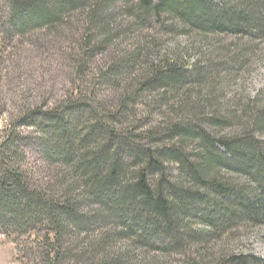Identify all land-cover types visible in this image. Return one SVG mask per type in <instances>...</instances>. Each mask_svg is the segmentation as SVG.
<instances>
[{
	"label": "trees",
	"instance_id": "trees-1",
	"mask_svg": "<svg viewBox=\"0 0 264 264\" xmlns=\"http://www.w3.org/2000/svg\"><path fill=\"white\" fill-rule=\"evenodd\" d=\"M108 1L0 0V58L14 55L10 43L15 37L39 30L52 42L58 44L59 38L65 44L58 55L68 64L73 83L55 102L26 103L0 134V233L15 244L24 264H80L86 258L90 264H128L123 259L131 250L125 246L129 237L135 239L133 247L138 240L151 245L164 239L163 247L187 251L182 230H189L191 239L202 235L185 223L192 210L207 223L206 238L238 219L264 222L263 185L258 184L262 193L252 200L236 190L240 198L235 202L228 199L234 198L236 186L214 173L220 164L240 165V171H252L264 183V142L217 138L218 133H211L229 125L217 116H206L195 126L202 113L200 104H212L208 96L214 90L208 88L207 96L199 93L193 101V87L187 83L198 87L207 72L190 82L183 54L168 49L153 58L160 49L157 42L135 39L124 55H118L125 42L116 34ZM204 1L138 0L127 13L139 28L167 14L184 27L221 33L224 27L238 33L252 21V31L264 35V0H240L235 5L243 24L239 27L233 21L217 24ZM102 52H107L105 65L96 79H90L95 58ZM99 83L108 95L99 94ZM150 95L146 106L150 112L142 119L138 105ZM256 105L253 99L246 108L251 116L242 120L248 135L264 128V108L258 113ZM163 107L168 112L163 113ZM153 112L160 113L159 119L147 126L156 115ZM22 127L35 131L25 133ZM195 141V149L203 153L198 161L186 151ZM33 146L41 152L42 163L56 165L50 179L42 176L40 162H30ZM172 162L178 164L176 180L168 174ZM197 186L206 187V192L199 194ZM193 197L209 210L198 212ZM95 225L97 233L82 236L94 232ZM118 242L123 246L116 249ZM211 264L264 262L239 254Z\"/></svg>",
	"mask_w": 264,
	"mask_h": 264
},
{
	"label": "rangeland",
	"instance_id": "rangeland-1",
	"mask_svg": "<svg viewBox=\"0 0 264 264\" xmlns=\"http://www.w3.org/2000/svg\"><path fill=\"white\" fill-rule=\"evenodd\" d=\"M137 2L138 0H110L108 4L105 2L109 7L108 13L112 17V22L117 28L116 34L119 32V39H123L125 42L122 47H119L122 53L117 54L124 55L126 49L135 39H139L142 43L145 41L149 44H151L150 42L159 44V51L157 52L156 49L158 54L154 55L153 53L154 59L168 49L183 54V65H186L187 70L191 72L190 82H194L196 74L207 72L198 87L193 83H187V86L193 87L192 100L195 101L199 93L207 96L208 88L213 87L214 90L208 96L212 104H200L198 110L202 113L199 118L194 120V125L200 124L206 116H217L226 119L229 123L222 130H214L212 127L215 132L211 134L216 136L218 133L217 138L225 135L238 141L253 139L259 145L264 142V128L255 129L254 134L248 135L246 127H242V120H247L246 118L251 116V111L246 112V108L253 99L257 103L258 113L260 109L264 108V35L252 31V21L249 24H244L242 28L239 27L243 24L241 19H238L239 16L234 8L240 3V0H205L202 3L213 15L217 24L226 25V22H235L234 26L238 25L239 27L238 33L228 27H224L225 30L222 33L199 29L194 25H192L193 28H187L179 20L169 17L167 14L162 15L159 20L152 18L151 22H145L148 25L145 24L143 28H139L137 22H133L130 13H127L128 9L135 8L133 5ZM230 16L234 18L231 20ZM163 24L168 29L165 30ZM170 29L171 31H168ZM234 29L237 30L235 27ZM130 30L133 32L128 33ZM70 31L66 30L65 32ZM38 33L40 31L35 30L23 37H15L10 43L14 49V55L6 54L0 58V134L8 123L17 118L24 110L26 103L55 102L73 84L69 77L71 74L68 64L64 63L58 55L59 52H62L61 48L64 43L57 38V44L51 41L49 34ZM106 54L107 52H102L95 58L90 79H96L95 76L99 72V68L104 67L107 60ZM102 88L103 86L99 83V94L108 95L109 92ZM151 99V95L147 96L145 102L143 100L144 103L138 105V117L146 119L150 112L146 106ZM162 112H168V109L163 107ZM153 114L156 115L147 126L154 124L156 118L159 119L158 114L160 113L153 112ZM209 129L211 130L210 127ZM22 131L33 134L35 128L22 127ZM197 142H189L186 151H191V154H194L193 159L198 161L202 149H195ZM262 146L264 148V143ZM220 149L224 151L223 148L220 147ZM29 158L31 163H41L42 176L47 175V178L50 179L49 176H53L55 173L56 165L48 166L46 163H42V154L37 147L31 148ZM168 168L169 176L176 180L178 164L172 162ZM219 168L214 173L219 176L221 181L236 186L233 189L234 198L230 197L228 200L236 202L240 198V195L236 193V190L239 191V189L243 191L242 194H245L243 197L247 200H252L262 193L258 184L264 186V183L260 178L252 175V171L244 173L238 169L240 165L225 166L220 164ZM39 175V173L36 174V177ZM187 187L188 184L184 183L183 188ZM196 188L199 194L205 193L207 189L199 186ZM193 198L192 202L198 212L199 210H209L208 206H204L198 197ZM189 214L185 220V223H188V228L202 235H196V238L191 239L188 237L190 231L182 230L181 239L186 242L187 251H185L186 249L179 251L181 247L176 246L163 247L164 239L153 241L151 245L144 244L146 241L143 239L142 241L138 240V243H135L137 247H133L135 239H129V237L126 239L125 246L127 245L126 247L131 250L128 258L123 261L128 264H211L213 261L222 260L225 255L244 254L256 256L264 262V222H250L247 218L238 219L226 225L221 233L206 238L205 233L209 231V228L207 223L202 220L201 213L192 210V213ZM92 230L94 232L85 231L82 236L89 235L91 237L92 234L98 232L99 225L92 227ZM120 246L123 245L118 242L116 249ZM134 256L138 257L133 258ZM0 264H24L18 259L15 244L1 233ZM71 264L77 263L73 261ZM80 264H90V262L86 258Z\"/></svg>",
	"mask_w": 264,
	"mask_h": 264
}]
</instances>
